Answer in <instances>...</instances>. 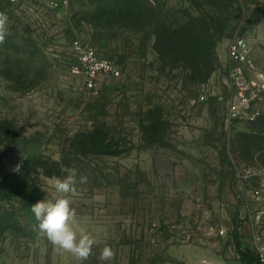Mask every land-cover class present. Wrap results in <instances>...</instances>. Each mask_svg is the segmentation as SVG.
<instances>
[{"label": "rangeland", "instance_id": "1", "mask_svg": "<svg viewBox=\"0 0 264 264\" xmlns=\"http://www.w3.org/2000/svg\"><path fill=\"white\" fill-rule=\"evenodd\" d=\"M136 1L153 9L151 20L131 0H0L8 17L0 44V264H243L237 246L259 181L249 168L264 167V133L250 149L237 141L258 131L261 117L228 125L223 80L228 45L239 36L264 70V0ZM207 12L223 35L211 75L194 81L190 57L170 62L208 44L200 21ZM157 19L173 27L195 21L194 52H172L182 44L161 34L162 59ZM75 38L119 65L121 75L98 93L73 69ZM92 130L118 154L91 153L84 134ZM40 162L60 173L47 175ZM70 168L87 177L70 194L76 227L96 241L83 262L53 246L31 211L58 197L53 182ZM106 245L115 252L110 262L98 259Z\"/></svg>", "mask_w": 264, "mask_h": 264}, {"label": "built area", "instance_id": "2", "mask_svg": "<svg viewBox=\"0 0 264 264\" xmlns=\"http://www.w3.org/2000/svg\"><path fill=\"white\" fill-rule=\"evenodd\" d=\"M73 69L82 77L86 89L98 93L106 81L121 75L119 65L87 42L75 38L71 42ZM228 64L225 70V117L230 125L251 123L264 115V70L251 62L247 41L239 36L228 45ZM250 175L264 177V168H249ZM257 207L251 214L250 230L241 247H248L257 256L254 264H264V184L251 190Z\"/></svg>", "mask_w": 264, "mask_h": 264}, {"label": "trees", "instance_id": "3", "mask_svg": "<svg viewBox=\"0 0 264 264\" xmlns=\"http://www.w3.org/2000/svg\"><path fill=\"white\" fill-rule=\"evenodd\" d=\"M133 3H135L138 8L147 14L149 17L148 19L151 20L152 13H154L153 9H150V7L146 5L140 4V2L136 0H131ZM203 24V27L201 28L204 32L209 33V42L208 44L204 43V46L200 43V50H197L196 54L193 56H171L172 59L170 63H176V61H182L186 62V60L190 57L191 62L190 64L186 65V68L190 69L192 71V74L190 76V80L194 81H204L206 80L212 73V71L215 68V63L217 60V56L215 54L214 46L216 44V41L219 40V38L223 35V27L220 25V22L218 21V18H216L214 15H210L208 12L204 13L202 15V18L200 20ZM215 23L217 26H215ZM156 29L154 30V35L156 37L155 41V49L160 54V57L164 59L165 54H163V50L160 48L159 45H161V34H164V38L168 41V43L171 42L172 36L176 37V40H178L182 44L181 47H177L172 49L171 51L174 53H181V51L188 50V52L192 53L194 52V43L193 41L198 36V27L195 24V21L189 20L186 21L176 27H173L169 24H167L164 21L156 20ZM212 33H210V31ZM160 30H163V33L160 32ZM218 33V38L214 40L212 38L213 35H216ZM211 37V38H210ZM204 48H206V52L204 51ZM171 51L168 53V55L171 53ZM205 56V57H204ZM152 111L149 110L147 113V120L150 121V125L153 127L155 125V121L153 122V119L155 116H152ZM157 121H160L161 114H158ZM258 131L254 130V133H247V132H241L238 134V140L242 146L247 147L250 149L255 143L257 135L256 133H264V116L260 118L258 122H256ZM89 138L88 145L92 146L91 153H107V154H118L119 150L117 149H111L108 145V143H104L105 136L104 133H98L97 131H88L86 134H84ZM90 149V148H89ZM103 149V150H102ZM41 164L38 165L41 170L45 171L47 175L50 174H58L60 173V169H57L55 172H49L46 170L44 166V162H40ZM261 166V165H260ZM263 167V166H262ZM264 168V167H263ZM237 251L240 256V260L243 264H254L257 261V256L252 252L248 247L244 246L241 247L239 244L237 246Z\"/></svg>", "mask_w": 264, "mask_h": 264}, {"label": "clouds", "instance_id": "4", "mask_svg": "<svg viewBox=\"0 0 264 264\" xmlns=\"http://www.w3.org/2000/svg\"><path fill=\"white\" fill-rule=\"evenodd\" d=\"M8 17L0 12V44L8 35ZM63 178H56L53 182L55 191L59 194L54 200L43 199L31 206V211L37 221L36 227L47 240L58 249L71 253L77 260H88L93 253L96 241L83 229L76 227V211L71 206L70 194L76 191L77 183L87 182L86 176L77 179L75 168L67 169ZM115 252L110 246H105L98 259L102 262H110L114 259Z\"/></svg>", "mask_w": 264, "mask_h": 264}, {"label": "crops", "instance_id": "5", "mask_svg": "<svg viewBox=\"0 0 264 264\" xmlns=\"http://www.w3.org/2000/svg\"><path fill=\"white\" fill-rule=\"evenodd\" d=\"M254 176H255V175H254ZM256 177L259 179V181H258L257 185H256L254 188L259 187L261 184H264V177H261V176H256ZM254 198H255V197H254ZM257 204H258V203H257V199L255 198L254 205H253V207H252V209H251L252 212L256 209ZM252 212H251V214H252ZM251 214L249 215V218H248L247 230H246V232H244V236H243V238H242V242H245L246 236L249 234V230H250V228H251V227H250Z\"/></svg>", "mask_w": 264, "mask_h": 264}]
</instances>
